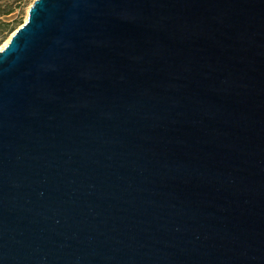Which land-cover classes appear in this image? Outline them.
Wrapping results in <instances>:
<instances>
[{
	"label": "water",
	"instance_id": "95a60500",
	"mask_svg": "<svg viewBox=\"0 0 264 264\" xmlns=\"http://www.w3.org/2000/svg\"><path fill=\"white\" fill-rule=\"evenodd\" d=\"M0 264H264V0H34L0 48Z\"/></svg>",
	"mask_w": 264,
	"mask_h": 264
},
{
	"label": "rangeland",
	"instance_id": "374dc122",
	"mask_svg": "<svg viewBox=\"0 0 264 264\" xmlns=\"http://www.w3.org/2000/svg\"><path fill=\"white\" fill-rule=\"evenodd\" d=\"M33 1L0 0L1 10H12L11 13L0 16V20L3 22V24H0V48L7 43L11 34L25 22L28 9Z\"/></svg>",
	"mask_w": 264,
	"mask_h": 264
},
{
	"label": "trees",
	"instance_id": "16d2710c",
	"mask_svg": "<svg viewBox=\"0 0 264 264\" xmlns=\"http://www.w3.org/2000/svg\"><path fill=\"white\" fill-rule=\"evenodd\" d=\"M12 12V10L11 9H9V10H1V8H0V16H2V15H5V14H9V13H11ZM0 24H3V22H1V20H0ZM12 30V29H11ZM10 30V31H11Z\"/></svg>",
	"mask_w": 264,
	"mask_h": 264
}]
</instances>
